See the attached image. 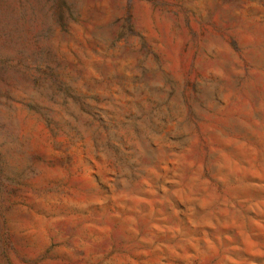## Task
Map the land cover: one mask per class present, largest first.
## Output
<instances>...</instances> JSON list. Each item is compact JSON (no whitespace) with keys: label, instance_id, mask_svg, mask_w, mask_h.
<instances>
[{"label":"rangeland","instance_id":"rangeland-1","mask_svg":"<svg viewBox=\"0 0 264 264\" xmlns=\"http://www.w3.org/2000/svg\"><path fill=\"white\" fill-rule=\"evenodd\" d=\"M0 264H264V0H0Z\"/></svg>","mask_w":264,"mask_h":264}]
</instances>
